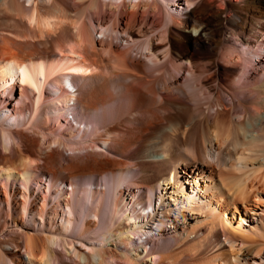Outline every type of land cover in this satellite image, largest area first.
Wrapping results in <instances>:
<instances>
[{"label": "bare ground", "instance_id": "bare-ground-1", "mask_svg": "<svg viewBox=\"0 0 264 264\" xmlns=\"http://www.w3.org/2000/svg\"><path fill=\"white\" fill-rule=\"evenodd\" d=\"M73 1L0 0V264H264V0Z\"/></svg>", "mask_w": 264, "mask_h": 264}, {"label": "rangeland", "instance_id": "rangeland-1", "mask_svg": "<svg viewBox=\"0 0 264 264\" xmlns=\"http://www.w3.org/2000/svg\"><path fill=\"white\" fill-rule=\"evenodd\" d=\"M22 1H23V0H22ZM24 1H25V0H24ZM72 1H73V0H72ZM74 1L76 2V4H80V3H81L80 1L78 2V0H77V1L74 0ZM74 1H73V2H74ZM81 1H82V0H81ZM84 1H85V0H83V2H84ZM119 1H120V0H118V2H119ZM133 1H135V0H133ZM133 1H132V2H133ZM168 1H169V5H170V6L173 5V4H176L175 1H177L178 3L183 4V7H185L184 0H179V1H178V0H168ZM83 2H82L81 5H79V7H81L82 5H84V4L86 3V2H84V3H83ZM103 2H106V4H107L108 0H103ZM135 2H136V1H135ZM25 3H26L25 5H27V4L29 5V3H27V2H25ZM49 4L51 5L52 2L50 1ZM49 4H48V5L46 4V6H45V4H44L45 7H44L43 5L39 6L40 8H42L43 11H42V10H41V11L43 12V14H45V10H46V13H47V12L49 11V9L51 8ZM116 4H117V3H116ZM43 7L46 8V9H43ZM47 7H48V8H47ZM79 7H77V8H79ZM126 7H127V4L121 9V10H122L121 12H123V13H122V14H123V17H122V21H121L122 27L124 26V23L126 22V20H125L126 15L130 12V8H128V7L126 8ZM125 8H126V9H125ZM140 9H141V8H140ZM140 9L138 10V16H137L138 23H141L140 25H141L142 27H143V24H146L149 28H148L146 25H144V31H145V29H146L147 32H150V31L153 29V28H152V25H153V24H152V21H153V19H151L152 17H149V18H148L149 20H148L146 23H144L143 20L140 18L141 14H142V12H143V9H141V10H140ZM110 10H111V9H110ZM113 10H114V9H112L111 12H113ZM168 10H169L170 12H172L173 14H176V11H178V12L180 11V9L175 10V7H174V8L168 7ZM111 12H110L109 16L111 15ZM11 14H12V13H11ZM124 14H125V16H124ZM160 14H161V12H160ZM11 16H13V14H12ZM109 16L106 17V21H108L107 19H109V18H108ZM158 16H159V13H158ZM13 17H15V16H13ZM159 17H160V16H159ZM15 19H16L15 21H17V22L20 24V25H19V24L17 23L18 26H21V27H19V28L24 27V22H25V21L21 20L22 23H23V26H22V23H20L21 21H19L18 18H15ZM157 20L159 21L160 19H156V23H157ZM140 21H142L143 23L140 22ZM144 21H145V20H144ZM159 23H160V22H159ZM2 24H3V23H2ZM2 24H0V28H1L0 30H1V31H8V29H9V30H11L12 32L15 30V31H14L15 34L18 33V32H20V33L22 34V32H21L22 30L20 29L21 31H19V30H18L19 28H17L18 26L12 30V29H11V24H5V23H4L3 25H2ZM4 25H5V27H2V26H4ZM9 25H10V27H9ZM149 25H151V26H149ZM145 26H146V27H145ZM5 28H7V29H5ZM16 29H17V32H16ZM22 29H23V28H22ZM24 29H25V28H24ZM95 29L98 31L99 28L97 29V27H96ZM149 29H150V31H148ZM162 30H163V29H160L158 32H160V31L162 32ZM14 32H13V33H14ZM192 32H193V31H192ZM94 34H95V35L92 34V36H93V38H94V40H95V43H94V44H95L94 47L96 46V47H95V48H96V52H95V53L98 54V53L102 50V47H101V45H100L99 43H96V41H97V40L99 41V40L101 39V35H100V34H96V33H94ZM192 34H194V33H192ZM25 35H26V34H25ZM60 42H61L62 45H64L63 43H65L64 39H63L62 41H60ZM122 44H124L123 41H122ZM51 46H52V49L55 50V45H54V44H51L50 47H51ZM263 48H264V47H263ZM94 51H95V49H94ZM103 52H104V54H103ZM96 54H95V55H96ZM92 55H93V54H92ZM92 55H91V57H90L91 61L97 62L98 60L103 59V63H102V65L105 64L107 67H111L110 64L113 65V61H112L113 59H109L110 57H109L108 54H107L105 51H103V50L99 53V56H98V55H96V56L94 55L95 57H94V56L92 57ZM100 56H101V57H100ZM92 58H93V59H92ZM255 59H257V58L254 57V60H255ZM95 60H96V61H95ZM108 60H109V61H108ZM110 60H111L112 62H111ZM109 62H110V63H109ZM108 63H109V64H108ZM103 66H104V65H103ZM103 66H101V70L106 74V73H107V71H106V69H105L106 67L103 69V68H102ZM184 76L187 77V73H186L185 71H184ZM16 160H17V161H16L17 164H18V162H19V163L21 162V161H19L20 159H16ZM39 165H40V163H39ZM36 220H37V221H36V226L34 227L35 229H36V227H37V223H39V220H38V219H36ZM71 262H72V261H71L70 259H67V263H71Z\"/></svg>", "mask_w": 264, "mask_h": 264}]
</instances>
